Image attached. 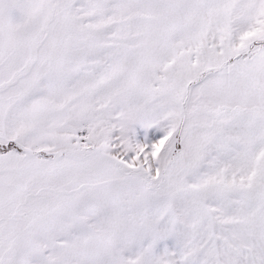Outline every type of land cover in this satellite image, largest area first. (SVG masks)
Masks as SVG:
<instances>
[{
	"label": "snow or ice",
	"instance_id": "1",
	"mask_svg": "<svg viewBox=\"0 0 264 264\" xmlns=\"http://www.w3.org/2000/svg\"><path fill=\"white\" fill-rule=\"evenodd\" d=\"M0 264H264V0H0Z\"/></svg>",
	"mask_w": 264,
	"mask_h": 264
}]
</instances>
